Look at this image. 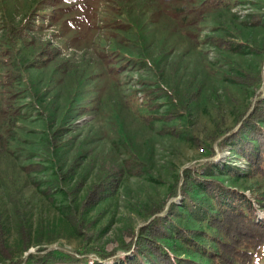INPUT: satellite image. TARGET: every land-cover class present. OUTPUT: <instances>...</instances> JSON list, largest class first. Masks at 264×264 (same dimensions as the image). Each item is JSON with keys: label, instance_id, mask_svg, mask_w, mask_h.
I'll use <instances>...</instances> for the list:
<instances>
[{"label": "rangeland", "instance_id": "obj_1", "mask_svg": "<svg viewBox=\"0 0 264 264\" xmlns=\"http://www.w3.org/2000/svg\"><path fill=\"white\" fill-rule=\"evenodd\" d=\"M262 22L264 0H0V106L10 109L7 125L0 120V223L10 264H28L37 247L73 264H120L156 217L169 219L159 241L172 256L211 264L217 245L204 233L216 206L203 180L241 192L264 218V180L248 176L224 139L257 101L264 107ZM17 29L23 39L12 41ZM227 36L251 48L213 43ZM46 47L52 59L41 61ZM9 65L22 70L13 100L3 93ZM126 145L142 174L121 172L114 196L79 213L89 185L123 167ZM18 215L41 241L25 253ZM174 223L191 239L174 238ZM251 264H264V245Z\"/></svg>", "mask_w": 264, "mask_h": 264}, {"label": "trees", "instance_id": "obj_2", "mask_svg": "<svg viewBox=\"0 0 264 264\" xmlns=\"http://www.w3.org/2000/svg\"><path fill=\"white\" fill-rule=\"evenodd\" d=\"M10 29L13 30V27ZM14 33L16 37H13L12 41L21 37L23 39L24 34L18 29ZM213 43L223 49H230L232 45H245L251 48L246 43L241 44L235 36L215 38ZM47 49L46 47L44 50H39L38 56L41 61L52 59L53 54ZM6 72L7 80L3 83V93L10 100H13L16 96V90L15 92L13 91L11 80L14 77H19L22 70L21 68L14 69L13 66L9 65ZM9 72L11 73L10 78H8ZM246 79L244 76H234L232 78L235 82L240 83H246ZM196 95L197 92H194L181 98L176 113L169 116L168 121L178 117L181 112L185 113L188 106L196 99ZM9 111L10 109L4 110V107L0 106V120L6 125L7 123L3 116L10 113ZM263 119V101L259 100L253 111L242 120L237 132L224 139L231 140L229 143H231L235 152L247 162L249 167L248 176L264 180V131L258 126V122L264 121ZM56 131H59V129ZM170 131H172V128ZM242 135H245L248 139L246 141L242 140ZM55 144L57 145V143H54L52 146L54 147ZM125 149L128 158L123 163V167L121 169L117 167L110 169L103 177L89 185L79 203L77 209L79 213L87 212L92 206L114 196L120 187L121 172L127 175L142 174L143 164L135 150L130 145H126ZM34 167L30 169H36L38 166ZM193 178L195 181L200 182L199 176ZM202 183H204V185L202 184L203 189L211 194L216 206L215 214H211V217L206 222V232L204 233L208 238L215 239L217 245L215 252H209L211 264H251L253 255L264 245V222H256L255 210L251 200L237 190L222 187L214 180H203ZM80 185L81 183L77 187H80ZM77 187L74 190L78 189ZM155 212L151 211L149 214L152 216ZM73 214L75 212H72L71 217L75 219ZM18 219L20 250L25 253L31 246H39L41 241L32 242L31 234L25 221L19 215ZM168 221L169 219L156 217L147 226L143 227L134 244L132 258H124L120 261V264H146V262L151 264H192L172 256L160 244V237L165 235L162 228ZM2 228V223H0V264L14 263L15 253L6 247L2 238ZM172 236L186 242L191 239L192 231L178 228L174 223ZM41 251L37 247V250L34 253H28L23 261L28 264H73L69 258L58 257L53 252L41 254ZM143 258L146 259L145 262H143ZM75 262L79 263L78 261ZM92 264L97 263L94 262Z\"/></svg>", "mask_w": 264, "mask_h": 264}, {"label": "built area", "instance_id": "obj_3", "mask_svg": "<svg viewBox=\"0 0 264 264\" xmlns=\"http://www.w3.org/2000/svg\"><path fill=\"white\" fill-rule=\"evenodd\" d=\"M259 221H264V218H262L260 215H258L256 218V222H259Z\"/></svg>", "mask_w": 264, "mask_h": 264}]
</instances>
